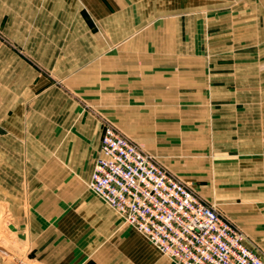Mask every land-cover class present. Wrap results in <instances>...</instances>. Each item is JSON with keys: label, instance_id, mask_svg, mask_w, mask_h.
<instances>
[{"label": "crops", "instance_id": "obj_1", "mask_svg": "<svg viewBox=\"0 0 264 264\" xmlns=\"http://www.w3.org/2000/svg\"><path fill=\"white\" fill-rule=\"evenodd\" d=\"M106 124L264 251V0H0V264L165 263L87 190Z\"/></svg>", "mask_w": 264, "mask_h": 264}, {"label": "built area", "instance_id": "obj_2", "mask_svg": "<svg viewBox=\"0 0 264 264\" xmlns=\"http://www.w3.org/2000/svg\"><path fill=\"white\" fill-rule=\"evenodd\" d=\"M88 189L175 264H264L245 234L111 124Z\"/></svg>", "mask_w": 264, "mask_h": 264}, {"label": "rangeland", "instance_id": "obj_3", "mask_svg": "<svg viewBox=\"0 0 264 264\" xmlns=\"http://www.w3.org/2000/svg\"><path fill=\"white\" fill-rule=\"evenodd\" d=\"M4 45L8 46L7 42L3 43ZM135 142V141H134ZM137 143V142H136ZM170 172V171H169ZM172 173V172H171ZM175 176V175H174ZM176 177V176H175ZM177 178V177H176ZM180 180V179H179ZM181 181V180H180ZM182 182V181H181ZM186 184V183H184ZM87 185V184H86ZM188 185L192 190L194 189V187L190 184H186ZM87 190L89 192H91L88 188ZM194 191V190H193ZM92 193V192H91ZM194 193L200 198V196L194 191ZM93 194V193H92ZM95 196V195H94ZM202 199V198H200ZM203 200V199H202ZM205 201V200H204ZM208 204H213L214 203H209L207 201H205ZM216 206V205H215ZM106 207L110 208L109 206L106 205ZM217 208V206H216ZM111 209V208H110ZM112 210V209H111ZM218 210V209H217ZM219 211V210H218ZM220 212V211H219ZM221 214V213H220ZM118 215V214H117ZM222 215V214H221ZM223 216V215H222ZM224 217V216H223ZM120 218V217H119ZM121 220V218H120ZM12 221L11 218V214L9 212V209L6 205L4 204H0V255L2 256L3 259H13L16 258V253H20V249H19V244L18 242H16L15 238L12 236V234L10 233V229H9V223ZM122 222V220H121ZM122 226H126L123 224L122 222ZM244 233V232H243ZM245 234V233H244ZM137 235L144 241L146 246H149L152 251L157 254V256H159V258L161 259L162 262L165 261L166 264H175L173 261H171L169 258L163 256L162 254L160 255L158 250L152 246L143 236H141L140 234L137 233ZM246 236V234H245ZM247 238V242H248V237ZM150 244V245H149ZM248 244V243H247ZM7 245V246H6ZM19 250V251H18ZM24 250V249H21ZM258 253H260V255H262L264 257V251H258L255 250ZM23 254V252H22ZM23 255H20V258L18 257V260L20 259L21 262L25 263V260H23ZM164 263V264H165ZM18 264V263H17ZM22 264V263H21Z\"/></svg>", "mask_w": 264, "mask_h": 264}]
</instances>
